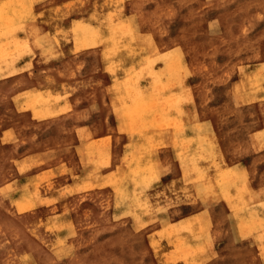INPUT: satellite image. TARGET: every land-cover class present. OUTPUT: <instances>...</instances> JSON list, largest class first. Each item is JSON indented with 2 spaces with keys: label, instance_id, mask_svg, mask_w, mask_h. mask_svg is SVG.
<instances>
[{
  "label": "rangeland",
  "instance_id": "obj_1",
  "mask_svg": "<svg viewBox=\"0 0 264 264\" xmlns=\"http://www.w3.org/2000/svg\"><path fill=\"white\" fill-rule=\"evenodd\" d=\"M186 59L226 134L264 119V0H0V264H264V201L238 208L239 246L226 240L203 261L185 223L169 222L177 201L154 207L140 191L151 166L125 173L104 139L77 148L88 132L73 107L88 122L92 101L108 108V87L126 102L127 131L151 135L179 102L165 91L181 86Z\"/></svg>",
  "mask_w": 264,
  "mask_h": 264
},
{
  "label": "crops",
  "instance_id": "obj_2",
  "mask_svg": "<svg viewBox=\"0 0 264 264\" xmlns=\"http://www.w3.org/2000/svg\"><path fill=\"white\" fill-rule=\"evenodd\" d=\"M130 59L135 61V57L124 56L123 62H129ZM185 62L181 86L177 87L175 84L165 91L168 96L179 95V102L164 105L162 122L165 125L156 127L155 118L153 128L156 129L151 135L130 134L127 131L129 122L121 112L122 103L119 100L116 102L115 99L113 101L114 97L108 94V87L103 102L108 108L102 109L97 100L92 101L87 108L88 122L81 123V110L73 107L78 115L76 121L80 122L76 125L85 128L80 131L88 132L85 141L80 140L77 148L84 149L87 143L90 149H93V145L96 147V143L104 139L108 143L105 149L111 155L112 164L116 151L120 161L115 164H121L117 166L123 167L125 173L126 170H130L128 174L139 173L141 164L147 165L148 168L151 166L147 172L154 175L151 186H146L140 191L152 199L154 207L159 202L166 205L177 201L172 209L167 211L169 222L185 223L186 241L190 240L192 245H202L203 249L198 251V255L206 261L220 254L226 240L239 246L241 240L247 237L238 230V208L242 205L252 207L264 201V119L248 118L244 119V124L234 121L233 132L226 134L227 124L219 120V117L215 119L207 114L209 106L204 102L206 92L196 86L191 66L187 59ZM103 110L104 117L98 113ZM107 112L110 114L107 115ZM94 115L96 118H93ZM111 117L114 119V125L111 123ZM111 124L114 131L124 139L120 150H116L114 145L116 134L106 129V126ZM103 128L104 133H99ZM79 133L77 130V135ZM131 144L133 153L137 155L133 156V164L127 166L125 158L129 154L128 147ZM116 167H110L104 174L113 173L118 169ZM200 173L204 174L200 181L206 192H200V185H195ZM128 187L129 184L126 188ZM193 206H198V209L186 210L174 217L176 213ZM190 222L191 230L188 227ZM199 223L204 225L200 227ZM227 224L235 225V229L233 225L229 227ZM257 235L255 233L254 237ZM258 246L260 247V244Z\"/></svg>",
  "mask_w": 264,
  "mask_h": 264
},
{
  "label": "bare ground",
  "instance_id": "obj_3",
  "mask_svg": "<svg viewBox=\"0 0 264 264\" xmlns=\"http://www.w3.org/2000/svg\"><path fill=\"white\" fill-rule=\"evenodd\" d=\"M128 24H129V23H128ZM99 25H100V24H99ZM107 25H108V24H107ZM105 26H106V25H105ZM98 28H100V27H98ZM129 28H130V27H129ZM130 30H131V32H132V29H130ZM99 33H100V32H99ZM100 35H101V34H100ZM75 37H76V36H75ZM75 37H73V39H74ZM77 38H78V37H77ZM79 38H80V37H79ZM79 38H78V39H79ZM76 40H77V39H76ZM101 40H102V39H101ZM91 42H92V41H91ZM92 43H93V42H92ZM90 44H91V43H90ZM90 44H89V45H90ZM48 45H49V44H48ZM78 46L80 47V45H78ZM87 46H88V45H87ZM76 47H77V46H76ZM76 47H75V48H76ZM81 47H84V46H81ZM75 48H74V49H75ZM29 49H30V48H29ZM78 49H79V48H78ZM30 50H31V49H30ZM30 50H28V51H30ZM29 53H30V52H29ZM13 66H14V65H13ZM0 76H1V75H0ZM2 76H3V75H2ZM156 84H157V83H156ZM134 92H137V91L134 90ZM43 93H45V91H43ZM180 97H181V96H180ZM119 98H120V99H119V102H121V103L123 104V105L121 104V106L125 109V107H127V106H126V102H125V100L123 99V97H120V95H119ZM169 98H170V97H169ZM179 104H180V103H179ZM164 105H165V104H164ZM178 106H179V105H178ZM128 110H129V108H127V109L125 110V113L127 112V114H129V113H128ZM180 110L182 111V109H180ZM161 116H162V115H161ZM138 117H139V116H138ZM136 118H137V117H136ZM139 118H140V117H139ZM159 118H160V116H159ZM164 118H165V117H164ZM163 120H165V119H163ZM158 121H160V120H158ZM161 121H162V120H161ZM171 121H172V120H171ZM155 123H156V120H155ZM178 123H179V122H177V125H178ZM175 125H176V124H175ZM179 126H180V125H179ZM184 158L186 159V157H184ZM188 163H189V161H188ZM183 164H184V163H183ZM189 165H190V164H189ZM190 167H191V166H190ZM190 167H189V168H190ZM191 168H192V167H191ZM189 170H190V169H189ZM192 171H193V170H192ZM189 172H190V171H189ZM188 175H189V174H188ZM185 227H187V226L185 225Z\"/></svg>",
  "mask_w": 264,
  "mask_h": 264
}]
</instances>
